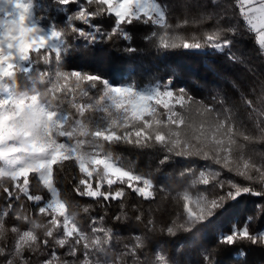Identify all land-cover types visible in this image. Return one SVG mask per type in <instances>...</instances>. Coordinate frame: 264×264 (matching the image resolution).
<instances>
[{"label":"trees","instance_id":"1","mask_svg":"<svg viewBox=\"0 0 264 264\" xmlns=\"http://www.w3.org/2000/svg\"><path fill=\"white\" fill-rule=\"evenodd\" d=\"M157 1L165 8L168 22L173 26L182 24L185 19L191 21L202 10L213 11L216 16L203 25L182 24L175 30L190 40L195 38L203 42L219 20L221 26L235 29L223 33L220 38L221 44L225 40L231 43L223 50L205 47L202 50L176 49L159 52L145 39L153 30L159 29L134 22L132 25L121 26L132 36L131 41H124L122 35H114L111 40L105 37L103 41L89 45L66 28L67 17L80 6H84L89 12L95 11V3L89 5L87 0H77L61 6L57 0H37L34 9L35 17L47 28L56 26L66 29L63 39L69 51H62L65 70L83 68L90 73L99 71L114 84L129 82L138 87L157 82L163 85L171 79L174 91L184 88L194 101L199 102V106L192 105L191 115L194 121L200 120L197 107H210L215 110L214 115L219 113L222 118L229 116L230 122L252 137L250 141L240 138L243 158H251L257 165L264 164V132L261 131L264 123L257 127L258 121H264V117H260L258 112H253L243 102V99L252 100L255 108L264 111V104L257 102L261 94V82L264 81V53L259 47L257 32L242 18L237 1L216 0V4L212 0ZM90 19L92 25L101 28L102 32H110L115 26L114 14L106 11ZM73 23L85 31H94V27L84 25L81 21ZM129 46L136 51H123ZM47 52L45 49L40 54L32 52L30 69L27 72L18 71L13 78L8 79L14 83L16 90H31L35 86L43 92L46 87L51 86L41 80L42 74L54 73L55 69V53ZM80 53L89 55L81 58ZM104 53H108L110 58H106L101 64L98 58ZM45 56L48 57V63H45ZM68 87L74 85L69 84ZM84 87L95 98L100 94L98 90L102 86L98 85L97 89H91L89 85ZM71 98L69 94L68 99ZM80 99L88 101L87 97L80 96L77 89L76 102ZM175 107L177 111H183L178 104ZM62 109L70 117H75V109L71 105L65 103ZM160 111L163 113L164 109L161 108ZM88 146L96 147L100 153L134 174L150 179L153 185L150 189L153 191L152 198L139 196L127 188L126 184L112 186L113 190L124 187L125 195L122 199L105 201L103 197L79 196L75 187L83 174L80 173L78 164L75 160L59 162L53 166V184L60 199L67 205V213L88 237L87 241L81 240L79 244L75 243V237H68L61 246L57 241L65 239L62 227L54 229L53 237H45L46 228L32 229L33 219L42 225H47L50 219L37 211L39 206L52 197L38 174H29V191L34 196L42 197L39 202L28 201L17 192L14 181L8 177H0V219H3L7 229L0 236V248L4 249V254L0 255V264H7L9 260L12 264H83L85 255H88L91 264L96 261H99L97 264H107L110 261L115 264H204L203 250L210 251L212 259L221 261L222 264H264V245H253L246 240H239L232 246L217 243L221 234H229L233 228L242 229L246 226L252 235H260L264 229V196L242 194L235 200L226 199L225 207H229L230 211L220 221V231H207L204 224L185 231L175 227L173 223L175 221L176 224H182L186 220L182 199L185 192L204 194L209 199L217 198L228 191L227 183L224 188L219 187L221 181H232L259 191L264 187V178L258 173H251L255 179L250 181L237 175L235 171H229L221 164L202 157L171 156L166 163L161 164L160 161L168 153L159 146L139 148L123 142L106 141H93ZM207 166L218 168L209 172V183L204 184L200 173ZM102 177V168L99 167L90 182L93 186L100 183L101 191H105L108 188L107 178L101 179ZM22 179L20 178L21 182ZM5 188L12 192V198L4 191ZM18 195L19 199H16ZM20 205L24 206L23 209H20ZM5 211L7 215H3ZM16 211H20L21 216H27L28 220L17 219ZM219 211L214 213L213 218ZM117 216L121 219L117 220ZM169 227L174 228V235L168 233ZM13 228L18 231H12ZM94 229H109L111 235L94 232ZM24 230H33L38 240L31 248L25 247L22 256L14 255L17 241ZM135 234L143 241V246H138L135 242ZM96 236L105 241L99 248L92 243ZM45 239L47 244L44 243ZM85 243L89 245L87 250L84 248Z\"/></svg>","mask_w":264,"mask_h":264},{"label":"snow or ice","instance_id":"2","mask_svg":"<svg viewBox=\"0 0 264 264\" xmlns=\"http://www.w3.org/2000/svg\"><path fill=\"white\" fill-rule=\"evenodd\" d=\"M77 0H57L61 6H67ZM88 4H96V10L89 12L84 6L67 17L66 28L83 38L89 45H95L103 41L105 37L121 36L124 41H131L132 36L121 27L132 25L134 22L144 25H152L159 31L153 30L150 36L145 37L159 52L168 50H202L211 47L223 50L230 41L220 43L223 33L235 31L234 28H225L220 25L219 20L214 30L207 34L206 39L201 42L185 37L176 31L189 23L203 25L212 20L216 13L210 10H202L200 14L191 21L185 19L182 24L175 26L168 22L166 10L154 0H87ZM216 4V0H212ZM106 6V7H105ZM241 15L247 20L252 28L257 29L258 44L264 53V0H240ZM34 0H0V177H8L15 182L16 190L28 201L39 202L42 197L32 195L29 191V174L35 173L43 180L45 187L51 192L52 199L39 206L37 211L40 215L50 217L47 225L31 221L32 229L46 228L45 237H53L54 229L63 228L65 239H59L58 244L63 246L66 238L75 237V243L81 240L87 241L88 237L80 231L74 220L67 214V205L57 198V190L53 186V166L61 161L75 160L79 166L80 173L75 191L82 197H103L105 201L122 199L125 195L124 187L113 190L114 184L127 185L134 193L145 199L152 198V181L142 176L135 175L131 170H125L116 166L109 157L100 158L99 153L86 151L84 146L90 142L99 143L106 141L110 143H127L134 147H156L159 146L168 155L160 161L166 163L171 156L179 157H202L211 159L216 164H221L229 171H235L237 175L248 180H254L251 174L258 173L264 178V164L257 165L251 158L244 159L242 156L243 145L240 143L242 137L250 141L252 137L241 131L234 123L230 122L229 116L223 118L219 113L213 114L214 109L210 107H197L199 122L192 119V105L199 106V102L186 92L184 88L173 90L172 81L169 79L165 84L159 82L137 87L133 84H122L114 86L112 82L100 74L99 71L88 72L83 70H65L62 63V51L68 52L63 36L65 28L53 26L48 30L40 27L35 20ZM108 12L115 16V26L110 32H102L101 28L94 27L91 17ZM74 21H81L84 25L94 27V31H85L82 27H76ZM55 53L54 73H44L41 80L50 87L40 91L35 86L31 90L16 91L13 87L5 89L7 80L15 76L16 72H27L26 64L30 62V53L40 54V50ZM123 51L135 52L134 47H126ZM81 58L89 53H80ZM108 53H104L98 59L102 64ZM45 63L48 57L45 56ZM73 84L74 87H68ZM91 89H99V95H89ZM235 87V85H234ZM79 89L81 97H87L88 102L77 103L76 92ZM69 94L72 98L68 99ZM243 99V97H242ZM93 100L95 102H93ZM243 102L264 117V111L253 106V101L243 99ZM257 102L264 104V81L261 82V94ZM69 104L75 109V117H70L63 109V104ZM183 111H177L176 105ZM164 109L162 113L160 109ZM96 113L101 115L97 116ZM166 116V119L164 118ZM264 121H258L260 127ZM264 132V128H261ZM75 140V143H67L61 140ZM85 138V139H81ZM91 138V140L86 139ZM241 160L243 163L241 164ZM102 166L103 177L107 178L108 188L101 191V184L95 186L90 182L93 173ZM22 179V182L20 180ZM200 178L204 184L209 180L201 172ZM228 184L225 195L209 199L201 196L193 198L185 192L183 194V210L186 220L182 224L174 225L177 228L190 230L198 224H204L207 231H220V221L230 211L225 207V200H235L242 194L264 196V187L254 190L250 186H241L232 181H221L220 188ZM142 185V186H141ZM5 192L12 198V192L5 188ZM19 199V195L15 197ZM194 205V206H193ZM11 208V205H9ZM23 209V205L19 206ZM217 210H220L218 214ZM87 211V209H85ZM7 211L3 215H7ZM62 219V222L60 218ZM17 219L28 220L27 216H21L16 211ZM121 219L120 216L116 217ZM139 219V217H137ZM7 229L3 219H0V236ZM12 231H18L13 228ZM169 234L174 235V228L167 229ZM94 232H105L111 235L109 229H94ZM138 246H143V241L136 238ZM38 240L33 230L24 231L15 246L14 255L22 256L25 247L31 248ZM239 240H246L253 245H264V233L252 235L245 226L243 229L235 228L230 234L221 235L217 243L232 246ZM99 236L92 241L98 248L104 243ZM47 244V239L44 240ZM85 250L89 248L84 244ZM75 246H73L74 254ZM4 249L0 248V255ZM204 264H222L221 261L212 259V253L203 250ZM7 264H12L9 260ZM84 264H89L85 260Z\"/></svg>","mask_w":264,"mask_h":264},{"label":"rangeland","instance_id":"3","mask_svg":"<svg viewBox=\"0 0 264 264\" xmlns=\"http://www.w3.org/2000/svg\"><path fill=\"white\" fill-rule=\"evenodd\" d=\"M237 2H238V0H236ZM154 2L155 3H158V4H160L157 0H154ZM38 2H37V0H34V4L36 5ZM34 14H35V9H34ZM35 20H36V23L40 26V27H42V28H44L45 30H48L49 28H47L42 22H39V20L35 17ZM250 26V25H249ZM53 27V26H52ZM41 50H43V49H41ZM40 50V51H41ZM36 53V52H35ZM47 53H49V51L47 52ZM30 57H31V53H30ZM25 67L27 68V71L30 69V65H29V63L28 64H26L25 65ZM18 72V71H17ZM114 86H119V85H122V84H132V83H129V82H124V83H119V84H114V83H112ZM15 85H14V83H12V82H10V81H8L7 80V84L4 86L5 87V89L6 90H10L12 87L15 89V87H14ZM138 87V86H137ZM16 90V89H15ZM16 91H24V90H16ZM86 102H88V101H86L85 99H80L79 100V102H77V103H86ZM99 115H101L100 113H98V116ZM81 139H85V138H81ZM61 140L62 141H64V142H67V143H75V140H71V141H68V140H66V138H61ZM89 145V143L88 144H86L85 146H84V148H85V150L86 151H89V152H97V153H99V155H100V158H104V157H108V156H105V155H103L102 153H100V151L96 148V147H89L88 146ZM110 158V157H109ZM111 159V158H110ZM111 161L114 163V164H116V166H118V167H121L120 165H118L116 162H115V160H112L111 159ZM101 168H102V166H100ZM123 168V167H122ZM217 168L218 167H213V166H207L206 167V169H204V171H201V172H203L204 173V176H205V178H207L208 177V174H209V172H211L212 170L213 171H216L217 170ZM98 169V168H97ZM125 169V168H124ZM125 170H127V169H125ZM102 173H103V169H102ZM134 174V173H133ZM201 174V173H200ZM135 175H137V174H135ZM39 176V175H38ZM139 176H142V175H139ZM142 177H144V176H142ZM144 178H146V177H144ZM146 179H148V178H146ZM43 181V180H42ZM53 181V180H52ZM53 186L55 187V185L53 184ZM56 188V187H55ZM56 190H57V188H56ZM229 190V189H228ZM57 194H58V190H57ZM52 195V194H51ZM192 198H193V200L195 201V199L196 198H198V197H201V196H205L204 194H189ZM206 197V196H205ZM57 198L59 199V200H61L60 199V197H59V195L57 196ZM51 199H52V197H51ZM50 199V200H51ZM49 200V201H50ZM62 201V200H61ZM48 202V201H47ZM46 202V203H47ZM63 202V201H62ZM194 206V205H193ZM68 214V213H67ZM72 219H73V217L70 215V214H68ZM62 217L60 218V220L62 221ZM76 224V223H75ZM78 227V226H77ZM235 229H237V228H235ZM242 229H243V227H242ZM237 230H240V229H237ZM24 231H28V230H24ZM24 231H21L22 233L20 234V236L23 234V232ZM261 233H264V229H262L261 230V232H260V234ZM227 234V233H226ZM230 234V233H229ZM221 235H224V234H221ZM220 235V236H221ZM20 236H19V238H20ZM135 236H136V238L138 237V234H135ZM18 241H19V239H18ZM18 241H17V243H18ZM137 244H138V241H137V239H136V241H135ZM158 255L159 256H161L159 253H158ZM241 255V254H240ZM86 257V259H84V261H83V264H84V262H85V260H87L88 262H89V264H91L90 263V258H87L88 257V255H85ZM238 256H239V254H238ZM160 258V257H159ZM95 264H97V263H99V261H96V262H94ZM107 264H115L114 262H112V261H110V262H108Z\"/></svg>","mask_w":264,"mask_h":264},{"label":"built area","instance_id":"4","mask_svg":"<svg viewBox=\"0 0 264 264\" xmlns=\"http://www.w3.org/2000/svg\"><path fill=\"white\" fill-rule=\"evenodd\" d=\"M237 3H238L239 10H240V12H241L240 0H238ZM241 16H242V15H241ZM242 18L246 21V23H248L247 20H246L243 16H242Z\"/></svg>","mask_w":264,"mask_h":264},{"label":"crops","instance_id":"5","mask_svg":"<svg viewBox=\"0 0 264 264\" xmlns=\"http://www.w3.org/2000/svg\"><path fill=\"white\" fill-rule=\"evenodd\" d=\"M248 24V23H247ZM250 24H248V26H249ZM251 26V25H250ZM252 27V26H251ZM254 29V28H253ZM256 32H257V34L259 35V32H258V30L257 29H254Z\"/></svg>","mask_w":264,"mask_h":264}]
</instances>
